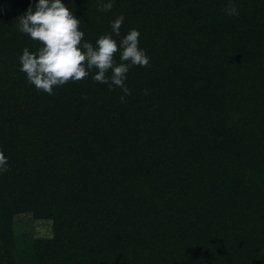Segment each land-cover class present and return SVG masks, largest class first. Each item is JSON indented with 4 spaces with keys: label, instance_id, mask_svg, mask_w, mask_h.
Returning <instances> with one entry per match:
<instances>
[{
    "label": "trees",
    "instance_id": "obj_1",
    "mask_svg": "<svg viewBox=\"0 0 264 264\" xmlns=\"http://www.w3.org/2000/svg\"><path fill=\"white\" fill-rule=\"evenodd\" d=\"M37 2L0 0V264H264V0H62L93 44L121 14L117 41L140 32L124 103L27 81Z\"/></svg>",
    "mask_w": 264,
    "mask_h": 264
},
{
    "label": "clouds",
    "instance_id": "obj_2",
    "mask_svg": "<svg viewBox=\"0 0 264 264\" xmlns=\"http://www.w3.org/2000/svg\"><path fill=\"white\" fill-rule=\"evenodd\" d=\"M112 0L100 2L97 10L109 12ZM229 16H238L234 0H228L224 9ZM121 14L111 22V32L99 36L95 44L85 40L80 30L81 20L62 0H38L34 8L18 17L17 29L39 44L35 51L24 48L19 57V70L37 91L48 95L54 89L68 83L80 82L89 78L107 86L109 92L120 88L122 103L131 94L126 86L127 73L134 66L147 67L150 57L139 47L140 32L133 28L119 41L120 29L124 22ZM119 54L117 61L116 54ZM10 170L8 159L0 150V174Z\"/></svg>",
    "mask_w": 264,
    "mask_h": 264
},
{
    "label": "rangeland",
    "instance_id": "obj_3",
    "mask_svg": "<svg viewBox=\"0 0 264 264\" xmlns=\"http://www.w3.org/2000/svg\"><path fill=\"white\" fill-rule=\"evenodd\" d=\"M24 219H27L28 220V216L25 215V216H22ZM27 222V221H26ZM34 226V229H35V232L36 233H44L45 231L49 230V227H50V224L48 222H30V223H23V227L21 226V228H24V229H30L31 227Z\"/></svg>",
    "mask_w": 264,
    "mask_h": 264
}]
</instances>
